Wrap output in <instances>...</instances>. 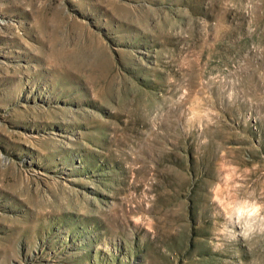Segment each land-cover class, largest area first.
I'll return each mask as SVG.
<instances>
[{
  "label": "rangeland",
  "instance_id": "374dc122",
  "mask_svg": "<svg viewBox=\"0 0 264 264\" xmlns=\"http://www.w3.org/2000/svg\"><path fill=\"white\" fill-rule=\"evenodd\" d=\"M264 0H0V264H264Z\"/></svg>",
  "mask_w": 264,
  "mask_h": 264
},
{
  "label": "clouds",
  "instance_id": "9594fccd",
  "mask_svg": "<svg viewBox=\"0 0 264 264\" xmlns=\"http://www.w3.org/2000/svg\"><path fill=\"white\" fill-rule=\"evenodd\" d=\"M232 225L231 230L238 229V235L247 241L253 234H264V205L244 201L225 217Z\"/></svg>",
  "mask_w": 264,
  "mask_h": 264
}]
</instances>
